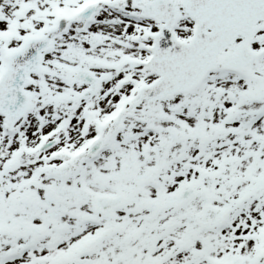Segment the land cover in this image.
<instances>
[{"label": "snow or ice", "instance_id": "1", "mask_svg": "<svg viewBox=\"0 0 264 264\" xmlns=\"http://www.w3.org/2000/svg\"><path fill=\"white\" fill-rule=\"evenodd\" d=\"M0 264H264V0H0Z\"/></svg>", "mask_w": 264, "mask_h": 264}]
</instances>
